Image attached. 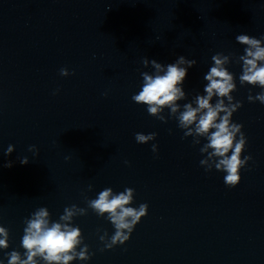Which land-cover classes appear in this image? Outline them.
I'll use <instances>...</instances> for the list:
<instances>
[{
	"label": "water",
	"instance_id": "water-1",
	"mask_svg": "<svg viewBox=\"0 0 264 264\" xmlns=\"http://www.w3.org/2000/svg\"><path fill=\"white\" fill-rule=\"evenodd\" d=\"M240 34L264 38V0H0V227L9 232L0 264L12 251L23 257L36 210L58 222L72 205L87 211L73 226L91 257L72 264H264V104L248 100L264 90L240 84ZM217 53L231 57V95L243 105L232 122L247 139L241 158L252 157L234 188L201 166L206 139L195 145L170 109L164 123L132 100L141 73L155 71L145 58L166 66L184 56L196 64L183 111L205 95ZM136 133L156 139L138 144ZM106 188L134 189L132 207L147 204L148 214L128 242L101 251L100 236L115 229L87 202Z\"/></svg>",
	"mask_w": 264,
	"mask_h": 264
},
{
	"label": "clouds",
	"instance_id": "clouds-1",
	"mask_svg": "<svg viewBox=\"0 0 264 264\" xmlns=\"http://www.w3.org/2000/svg\"><path fill=\"white\" fill-rule=\"evenodd\" d=\"M236 41L245 46V54L237 59V63L242 62V74L239 77L241 86H259L264 90V38L257 39L240 34L236 36ZM230 60L231 57L223 53L212 57L213 66L204 77L207 81L205 95H197L192 103L184 104L181 111L178 101L186 99L182 86L188 69L193 68L196 61L180 56L175 63L165 66L156 60L149 61L145 58L142 61L143 66L147 68L151 64L155 71L153 74L141 73L143 84L138 94L132 96V100L138 105L147 106L148 114L164 123H167V120L162 113L165 109H170V115L178 121L179 128L184 130V137H193L195 145L201 143V138L206 139L207 143L200 149L202 154H206V158L200 161L201 166L207 172L215 168L226 173L225 185L234 188L240 183L241 169L246 168L252 157L241 158L247 139L242 131L243 125L232 122L233 114L243 105L239 101L234 102L231 95L236 91V84L234 75L226 67ZM60 75L67 77L70 73L67 69H61ZM214 98H217L215 104L212 103ZM248 100L250 103L259 101L264 104V91L255 97L249 94ZM155 139L156 133L135 135L136 142L142 145ZM14 150V147L9 145L5 155L11 156ZM29 151L38 154L34 146H31ZM152 151H158L157 145L153 144ZM19 162L21 165H27L29 159L22 157ZM12 166L11 161L4 164L7 168ZM134 196L135 191L132 188H126L116 194L111 188H106L96 199L87 202L88 207L98 216H107L115 229L111 238H108L106 232L100 236V241L104 244L101 251L112 250L128 242L135 227L147 216V204H140L138 208L132 207ZM86 214L85 209L72 205L64 209V214L56 222L51 220L47 208H39L25 221L26 227L22 237V248L25 250L23 257L20 252L12 251L8 253V264H72L77 259L89 260L91 257L88 246L85 244L80 247L83 244L82 232L78 226H73L75 217ZM0 237V249H7L9 232L6 228L0 227Z\"/></svg>",
	"mask_w": 264,
	"mask_h": 264
}]
</instances>
